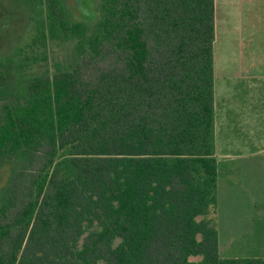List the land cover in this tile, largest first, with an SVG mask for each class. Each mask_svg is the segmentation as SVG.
Masks as SVG:
<instances>
[{
    "label": "trees",
    "instance_id": "16d2710c",
    "mask_svg": "<svg viewBox=\"0 0 264 264\" xmlns=\"http://www.w3.org/2000/svg\"><path fill=\"white\" fill-rule=\"evenodd\" d=\"M16 3L36 26L0 58V264L236 263L210 218L216 0H100L93 26Z\"/></svg>",
    "mask_w": 264,
    "mask_h": 264
},
{
    "label": "rangeland",
    "instance_id": "374dc122",
    "mask_svg": "<svg viewBox=\"0 0 264 264\" xmlns=\"http://www.w3.org/2000/svg\"><path fill=\"white\" fill-rule=\"evenodd\" d=\"M67 10L73 22H84L93 26L100 16V0H66ZM216 43L215 56L217 77L222 66L235 67L238 54L248 48L264 52V0H216ZM36 13L25 3L17 5L16 0H0V58L13 57L16 61L30 55L27 46L35 34ZM8 22L9 28L3 27ZM7 35H4L6 32ZM252 37H248L249 34ZM72 42H55L47 50L49 62L53 58L68 57L73 50ZM6 47V48H5ZM6 50V52H5ZM44 50H39L42 55ZM219 80L217 82L218 89ZM216 145L220 156L237 146L235 133L226 135L221 129L220 113ZM225 164L239 166L254 164L253 170L241 169L231 179L230 187L223 171L219 174L220 206L216 211L219 230V249L225 258L259 259L264 261V154L249 157L231 153L229 158H219V169ZM2 177V176H0ZM4 177V176H3ZM2 178H0V182ZM229 220H237L239 231L231 233ZM236 240L237 242H234ZM232 243V244H231ZM231 244V246H229ZM229 246V247H228ZM246 262V261H241ZM247 263V262H246Z\"/></svg>",
    "mask_w": 264,
    "mask_h": 264
},
{
    "label": "crops",
    "instance_id": "0c3cea01",
    "mask_svg": "<svg viewBox=\"0 0 264 264\" xmlns=\"http://www.w3.org/2000/svg\"><path fill=\"white\" fill-rule=\"evenodd\" d=\"M217 14V7H216ZM252 37L250 33L247 38ZM216 43V41H215ZM238 64L235 67L222 66L219 68V78L217 77V65L215 56V147L218 161V206L219 199V174L223 171V176L227 177L230 187L235 185L231 178L241 169L253 170L256 165L242 164L233 166L225 164L222 170L219 169V158H229L231 153L238 155H248L249 157L264 154V52L252 48L241 50L238 54ZM219 80L218 89L217 82ZM220 113L222 122L221 129L226 135L235 133L237 146L234 152L227 151L224 156H220L216 145V132ZM215 226L218 230L216 211L213 216ZM236 221L229 220L228 224L231 233L238 232L239 226ZM219 234V230H218ZM220 235V234H219ZM234 242H237L234 240ZM232 244V243H231ZM231 244L229 246H231ZM220 246V244H219ZM228 246V247H229ZM224 261H236L227 264H264L259 259L252 262L250 259L223 258ZM246 261V262H241Z\"/></svg>",
    "mask_w": 264,
    "mask_h": 264
}]
</instances>
